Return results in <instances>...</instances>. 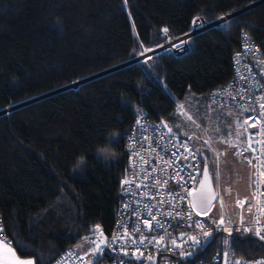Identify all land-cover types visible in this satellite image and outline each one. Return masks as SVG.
I'll list each match as a JSON object with an SVG mask.
<instances>
[{
  "label": "trees",
  "instance_id": "obj_1",
  "mask_svg": "<svg viewBox=\"0 0 264 264\" xmlns=\"http://www.w3.org/2000/svg\"><path fill=\"white\" fill-rule=\"evenodd\" d=\"M256 1L0 0V215L19 257L53 264L90 227L109 235L128 172L124 140L137 113L164 120L184 139L177 105L200 108L205 100L212 130L228 134L225 124L242 114L212 104L208 94L232 77L243 31L264 60V0L252 6ZM247 5L193 35L186 53L163 50L104 72L160 44L163 26L177 37L197 15L211 21ZM106 147L116 153L111 162L97 155ZM198 152L216 188L215 159ZM237 228H228L231 235L213 230L188 264L226 248L234 262L264 256V243Z\"/></svg>",
  "mask_w": 264,
  "mask_h": 264
},
{
  "label": "built area",
  "instance_id": "obj_2",
  "mask_svg": "<svg viewBox=\"0 0 264 264\" xmlns=\"http://www.w3.org/2000/svg\"><path fill=\"white\" fill-rule=\"evenodd\" d=\"M197 17L200 18L199 26L194 28L191 23L190 28L177 37H174L169 30L165 33L163 29L167 27H161L163 41L147 49L150 51L138 55L137 60H143L163 50H170L174 55L186 53L190 50V40L193 35L206 27L218 26L229 18V16H222L208 21L203 16L197 15L193 20ZM245 33L249 37L248 41L244 40ZM181 41L184 43L181 44ZM173 45H179V47H173ZM260 59L261 51L258 43L248 32L243 31L240 35L239 45L231 57L232 77L223 84L212 88L208 94L212 104L239 111L242 114L244 140L236 144L233 154L247 157V162L249 159L252 160L251 164L248 163L252 202L249 220L241 222L236 227L242 229L247 227L248 232L253 235L258 227L264 229V175L260 174L264 173V116L261 115L264 110L255 103L256 97H264V72L260 73L253 62V60ZM261 61L264 62V60ZM241 96L244 99H240ZM250 102L256 111H241V106L247 107ZM137 120L140 121L139 125H137ZM250 142L251 147H249ZM185 143L189 151H185L181 146ZM123 149L128 159V172L119 182L115 221L111 232L106 235L105 240L108 243L105 246V251L98 257L93 256L92 260L97 264H128L131 259H149L154 255H172L186 261L193 259L205 245L199 249H193L190 241L183 243L180 234H185L184 240H187L189 236L204 239L205 231L212 233L215 229L224 228L223 225L220 227L211 226L202 213L197 215L196 208L193 210L192 207L191 195H188L196 188L201 178L200 153L185 139L170 135L161 121L149 118L146 112L142 111L135 115L125 137ZM240 151H243L242 155ZM173 153L178 155L173 156ZM185 156L188 158L184 159ZM125 180L130 183L124 184ZM164 181H168V183L165 184ZM137 184L143 186L136 187ZM170 192L172 195H169ZM177 193L184 199H174ZM145 204L152 206V214L157 218L152 221L151 231L142 222L145 219H151L144 207ZM236 204L239 208L243 207L241 201H237ZM177 212L181 213L180 217H177ZM186 213L191 215V220L188 219ZM257 220L259 224L256 223ZM196 221H200L203 228L196 227ZM189 224L193 226L189 227ZM97 226L99 231L93 232L92 230ZM134 228H138L140 231L135 232ZM100 231L103 230L99 225L92 226L83 239L88 238L89 243L92 240L98 242ZM125 231L129 233L127 239L124 238ZM161 236H164L165 239L160 245L147 242L154 238L159 239ZM255 236L260 239L259 236ZM261 236H264V231H261ZM0 238L7 240L1 215ZM142 238L145 239L144 244L139 242ZM113 239H115L114 243ZM133 239L136 240L135 244L131 242ZM173 239L177 243H183V247L172 246L171 240ZM260 240L264 243V240ZM92 246L94 248V244ZM122 249H126L129 253L139 249L143 255H124ZM69 252L72 253L71 256L68 255ZM181 252H193V255L181 256ZM80 257L74 248L69 247L57 256L53 264H86L87 261H82L79 259ZM237 260L242 261L243 264H256L258 261H264V256L240 257ZM157 264L170 263L169 261H160ZM191 264H235V262L229 252L224 250L221 253H212L207 259L193 261Z\"/></svg>",
  "mask_w": 264,
  "mask_h": 264
},
{
  "label": "rangeland",
  "instance_id": "obj_3",
  "mask_svg": "<svg viewBox=\"0 0 264 264\" xmlns=\"http://www.w3.org/2000/svg\"><path fill=\"white\" fill-rule=\"evenodd\" d=\"M250 6L251 5H247L244 8L247 9ZM231 14L232 13H229L224 16L230 17ZM130 62L133 61L129 60L122 62L107 70L110 71L111 69ZM260 63H262V65H260ZM260 63L258 69L260 66L264 67V62L260 61ZM207 103V101L202 100L201 103L198 104L200 108L192 102L190 104H185L183 102L177 105V111L181 117L179 120L181 124L180 132L185 137H191V139L184 137L189 145L194 146V144H196L195 148L198 151H200L201 148L209 150L215 159L217 198L210 209L203 213V216L206 217L211 226H217L216 222L223 218L225 222L223 225L224 227H236L241 222H247L249 220L252 202L250 168L247 162V157L235 156L233 154V150L237 146L236 144H239L244 140V132L242 128L243 119L241 117L240 119L236 117L227 122L225 127L229 131L228 134L221 133L218 127L217 130L215 128L212 130L211 125H214V121L210 112L205 110L202 111L201 108L206 106ZM200 112L203 113L200 114ZM189 117L192 119H189ZM182 124H185V127L184 125L182 126ZM97 155L102 161L111 162L113 158H115L116 153L114 152V149L106 147L105 149H100ZM237 201L243 203L242 208L237 207ZM0 241L4 240L0 238ZM9 249H11V252ZM92 249V244L85 239L74 246V250L81 257H84V260L86 261L93 259V256H85V253L91 252ZM226 251L229 252L228 248H226ZM12 253H15V255L13 256ZM16 258L33 261V258L31 257H19L10 243L0 246V264H14ZM151 258L156 261L157 256L154 255ZM146 260L148 259L146 258ZM169 260L170 264H180V259L178 258H172L167 255L161 256V261L164 262ZM185 262L188 264V261Z\"/></svg>",
  "mask_w": 264,
  "mask_h": 264
},
{
  "label": "snow or ice",
  "instance_id": "obj_4",
  "mask_svg": "<svg viewBox=\"0 0 264 264\" xmlns=\"http://www.w3.org/2000/svg\"><path fill=\"white\" fill-rule=\"evenodd\" d=\"M192 24H193V27L194 28L195 27H198L199 24H200V18L199 17L195 18L192 21ZM163 31L165 33H167L168 29L165 28V29H163ZM244 40L245 41H248L249 40V37L247 36L246 33L244 34ZM183 43H184V41H181V44H183ZM173 47H179V45H173ZM146 51H150V50H146ZM142 54L143 53H141V55ZM149 59H151V57H149ZM240 99H244V97L241 96ZM250 100H251V98H250ZM255 103L258 104V107L260 109L264 110V97H261V96L256 97L255 98ZM241 111H243V112L256 111V108L252 107V102H250L247 107L241 106ZM261 115L264 116V111L261 112ZM189 119H192V118L189 117ZM139 124H140V121L137 120V125H139ZM164 126L167 127V125H164ZM168 131L171 132L172 129L169 128ZM189 139H191V137H189ZM181 146L184 147L185 151H189L187 149L186 143L183 144V145H181ZM249 147H251V142L249 143ZM240 154L242 155L243 154V151H240ZM177 155H178L177 153H173V156H177ZM183 158L184 159H187L188 157L185 156ZM194 158L195 157L193 156V159ZM248 163L251 164L252 163V160L249 159L248 160ZM204 172H205V175H207V172H208L207 165H205V167H204ZM260 174L261 175H264V173H260ZM145 179H147V177H145ZM193 179H195V178H193ZM123 183L124 184H128L130 182L127 181V180H125ZM164 183L167 184L168 181H164ZM142 186L143 185H140V184H137L136 185V187H142ZM191 194H192L191 192L188 193V195H191ZM169 195H172V193L170 192ZM174 199H181L182 200V199H184V197L183 196H180L179 193H177L174 196ZM144 207L147 209V211H148L149 216L151 217V219L150 220L145 219L142 222L145 225V227H147L149 229V231H151V229L153 228L152 221H155L157 218H156L155 215L152 214L153 213L152 206H149V205L145 204ZM192 207H193V210H195V208H196L195 204H193ZM176 215H177V217H180L181 216V213L177 212ZM186 215L188 216V219L191 220V215L189 213H186ZM197 215H200V212L199 211H197ZM216 223H217V227H220V226L224 225L225 222H224L223 218H221ZM256 223L259 224V221L257 220ZM159 226L160 227H163L162 225H159ZM188 226L189 227H192L193 225L192 224H189ZM195 226L198 227V228H203V225H201L200 221H196L195 222ZM240 230H241L240 228H237L236 229V231H240ZM92 231L93 232H98L99 231L98 226H97V228L93 229ZM133 231L139 232L140 230L138 228H134ZM223 231L228 232L229 235H231L230 229H228L227 227H224L223 228ZM243 231L248 232L249 229L247 227H245V228H243ZM261 231H264V229H261V228L258 227L256 229L255 235L259 236L260 239L264 240V236H261ZM100 235L102 236V233H100ZM166 235H167V233H166ZM184 235H185L184 233H181L180 234V237L183 240V243H188L190 241L191 244H192L193 249H199L200 247L206 245L209 242V238L212 236V233L211 232H208V231H205L204 232V239H200L197 236H189L187 238V240H184L183 239L184 238ZM128 237H129V233L127 231H125L124 238L127 239ZM85 239L87 240L88 238H85ZM164 239H165V237L164 236H161L159 239H155L154 238L153 240H148L147 242L150 243V244L151 243H155L156 245H160ZM112 242L114 243L115 242V239H113ZM131 242L133 244H135L136 243V240L133 239ZM139 242L141 244H144L145 243V239L142 238ZM91 243L94 244V248L91 250V252H86L85 253V256H96V257H98L101 253H103L105 251V246L108 243V241H106L105 239H99L98 242L96 240H92ZM183 243H177V241L175 239L171 240L172 246H174L176 248L183 247ZM226 243H227V241H226ZM7 244H9V241L8 240L0 241V246H4V245H7ZM9 251L11 252V249H9ZM122 252H123L124 255H134V256H142L143 255V253H141L139 249H136L132 253H129L126 249H122ZM12 255L14 256L15 253H12ZM68 255L71 256L72 253L69 252ZM180 255L181 256H184V255L191 256V255H193V252H187V253L181 252ZM149 258H151V257H149ZM79 259H81L82 261H84V257H80ZM14 264H33V261L32 260H20L19 258H16ZM86 264H97V262L90 259V260H88L86 262ZM235 264H243V262L240 261V260H236L235 261ZM256 264H264V261H258V262H256Z\"/></svg>",
  "mask_w": 264,
  "mask_h": 264
},
{
  "label": "water",
  "instance_id": "obj_5",
  "mask_svg": "<svg viewBox=\"0 0 264 264\" xmlns=\"http://www.w3.org/2000/svg\"><path fill=\"white\" fill-rule=\"evenodd\" d=\"M261 1H263V0H259L255 3L251 4V5H254V4L261 2ZM244 9H246V8L239 9V10L235 11L234 13H232L230 16H232V15H234V14H236V13H238ZM135 60H137V57H136V59L134 58V60H131V61H135ZM107 71H109V70H107ZM107 71H104V72H107ZM30 101H32V100L26 101V102L21 103L19 105L25 104V103L30 102ZM161 122L163 125H167V127H165V126L164 127L166 128L167 132L170 135H172V136L177 135V133L172 128H171L172 129L171 132L168 131V129L170 127L168 126V124L164 120ZM200 158L202 161H205V159H206L205 154L200 153ZM205 165H207V168H208L207 175H205V172H204ZM216 198H217V191H216L215 185L213 183L212 177L210 175L208 164L206 163V164H203V166H202L201 178H200L196 188L192 191L191 200H192V203L195 204L196 210L203 214L210 209V207L212 206V204L214 203ZM98 229H99V227H98ZM100 233H102V236L100 235ZM98 236L100 239L106 238V235L104 234L103 231H100Z\"/></svg>",
  "mask_w": 264,
  "mask_h": 264
},
{
  "label": "crops",
  "instance_id": "obj_6",
  "mask_svg": "<svg viewBox=\"0 0 264 264\" xmlns=\"http://www.w3.org/2000/svg\"><path fill=\"white\" fill-rule=\"evenodd\" d=\"M260 61H261V60H256V61H254V62H255V65H256L257 68H258V66H259ZM260 65H262V63H260ZM263 69H264V67L260 66L258 70H259L260 73H261V72H264Z\"/></svg>",
  "mask_w": 264,
  "mask_h": 264
}]
</instances>
